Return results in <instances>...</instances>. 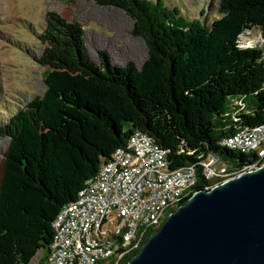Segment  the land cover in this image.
Instances as JSON below:
<instances>
[{
    "label": "trees",
    "instance_id": "16d2710c",
    "mask_svg": "<svg viewBox=\"0 0 264 264\" xmlns=\"http://www.w3.org/2000/svg\"><path fill=\"white\" fill-rule=\"evenodd\" d=\"M91 1L133 20L131 33L144 41L147 58L140 68L119 66L99 50L94 63L81 25L46 13L36 35L43 48L32 57L48 70L46 90L0 125V138L9 140L0 184V264L28 262L38 247L39 264H47L57 214L134 132L165 152L169 170L195 169L192 193L213 185L201 174L208 154L226 161L229 172L257 159L220 142L264 123V42L238 46L244 30L257 29L264 41V0H220L221 17L210 26L163 0Z\"/></svg>",
    "mask_w": 264,
    "mask_h": 264
},
{
    "label": "built area",
    "instance_id": "2783aa9c",
    "mask_svg": "<svg viewBox=\"0 0 264 264\" xmlns=\"http://www.w3.org/2000/svg\"><path fill=\"white\" fill-rule=\"evenodd\" d=\"M252 30L240 34L239 48H258L246 39ZM260 38L263 45L261 35ZM235 104L239 111L244 108L240 101ZM236 113H231L235 121ZM220 145L256 154L257 159L242 170L229 172L223 160L208 154L200 163L201 174L213 185L204 190L262 166L264 123L241 130ZM196 182L192 166L169 170L165 152L145 134L134 132L126 148L116 150L77 199L57 214L47 264H120L141 248L146 234L156 231L169 211L193 194Z\"/></svg>",
    "mask_w": 264,
    "mask_h": 264
},
{
    "label": "rangeland",
    "instance_id": "374dc122",
    "mask_svg": "<svg viewBox=\"0 0 264 264\" xmlns=\"http://www.w3.org/2000/svg\"><path fill=\"white\" fill-rule=\"evenodd\" d=\"M154 1V0H153ZM220 0H163L188 20L198 19L205 26L221 17ZM53 11L84 30L88 56L98 62L97 52L106 51L119 66L132 62L137 68L147 58L144 41L133 36V20L121 9L101 6L91 0H0V125L46 90L47 68L37 65L43 46L37 40L47 12ZM248 40L262 47L259 31L253 29ZM9 148L8 138H0V184ZM227 166L229 164L226 161ZM41 247L33 258L21 264H39ZM19 257V256H18ZM20 258V257H19Z\"/></svg>",
    "mask_w": 264,
    "mask_h": 264
},
{
    "label": "water",
    "instance_id": "95a60500",
    "mask_svg": "<svg viewBox=\"0 0 264 264\" xmlns=\"http://www.w3.org/2000/svg\"><path fill=\"white\" fill-rule=\"evenodd\" d=\"M125 264H264V163L195 191Z\"/></svg>",
    "mask_w": 264,
    "mask_h": 264
}]
</instances>
